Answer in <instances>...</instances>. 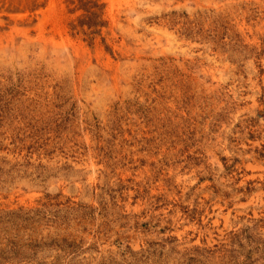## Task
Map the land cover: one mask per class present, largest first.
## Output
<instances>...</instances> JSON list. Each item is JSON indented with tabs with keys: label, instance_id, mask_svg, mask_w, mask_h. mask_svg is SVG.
Masks as SVG:
<instances>
[{
	"label": "rangeland",
	"instance_id": "rangeland-1",
	"mask_svg": "<svg viewBox=\"0 0 264 264\" xmlns=\"http://www.w3.org/2000/svg\"><path fill=\"white\" fill-rule=\"evenodd\" d=\"M7 240L0 264H264V0H0Z\"/></svg>",
	"mask_w": 264,
	"mask_h": 264
},
{
	"label": "trees",
	"instance_id": "trees-1",
	"mask_svg": "<svg viewBox=\"0 0 264 264\" xmlns=\"http://www.w3.org/2000/svg\"><path fill=\"white\" fill-rule=\"evenodd\" d=\"M93 15H94V14H93ZM89 24H90V26L92 25L91 22H90ZM7 242H8L7 245L10 246L9 249L2 248V247H1V243H0V259L3 260V262H1V263H5V262H7L9 259H11V257H10V252H8V251H11L12 254H14V256H15V255L18 256L17 254L19 253V251H18V249H17V245H15L14 243H11V245H10L9 240H7ZM6 247H7V246H6Z\"/></svg>",
	"mask_w": 264,
	"mask_h": 264
}]
</instances>
